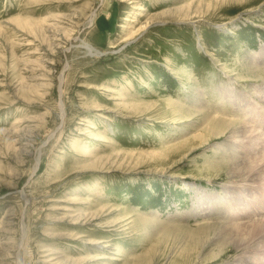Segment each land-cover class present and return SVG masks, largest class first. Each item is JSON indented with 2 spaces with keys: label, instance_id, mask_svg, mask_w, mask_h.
<instances>
[{
  "label": "rangeland",
  "instance_id": "1",
  "mask_svg": "<svg viewBox=\"0 0 264 264\" xmlns=\"http://www.w3.org/2000/svg\"><path fill=\"white\" fill-rule=\"evenodd\" d=\"M262 45L264 0H0V264H210L180 233L145 235V216L232 223L188 190L218 200L226 178L169 101L190 105L194 78L209 114L244 121L216 89L257 96L237 63Z\"/></svg>",
  "mask_w": 264,
  "mask_h": 264
},
{
  "label": "bare ground",
  "instance_id": "2",
  "mask_svg": "<svg viewBox=\"0 0 264 264\" xmlns=\"http://www.w3.org/2000/svg\"><path fill=\"white\" fill-rule=\"evenodd\" d=\"M146 26V23L143 24L142 30ZM82 45L91 53L94 52L92 47L86 43ZM240 60L237 66L240 65L247 75L237 72L236 78L239 80L246 78L255 83L262 82L263 86L258 88L259 83L243 84L246 87L250 86L249 88L256 92L257 96L250 99L249 91L240 93L233 87L218 86L216 90L217 99L220 102L219 107L225 103L229 104L232 111L240 112L244 121L209 114L201 105V98L194 90V82L191 83L194 78L181 81L188 87L190 105L172 99L169 101V106L175 114L173 120H179V122L182 120L180 123L184 124L190 122L191 131L182 127L181 135L184 137V142L192 140L191 143H198L196 145L199 148L202 147L204 152L209 150L210 158L207 157L204 164L215 171L213 175H222L226 178L221 185V188L227 189L226 193L218 200H215L216 195L205 192L206 187L199 189V187L191 186L188 190L190 192L197 190V195L202 193L198 195L199 198L207 195L206 200L196 199V205L200 208L207 205V208L213 211L217 204L226 205L228 207L226 213L229 214L232 223H197L198 225L195 224V226L194 224L184 226L175 223L172 225L166 222L169 218L165 221L159 218V215L150 217L144 215V224H149V227L145 228V235L155 229L172 232L173 235L180 233L186 244L194 242L198 245L195 259H201L208 249L215 251L211 258L207 259L210 264H264V214L248 218V213L252 215L254 209L264 212V45L257 52L249 53ZM236 78L228 76L230 81ZM60 80L62 82V79ZM58 107L62 120L65 113L62 102ZM242 191H247L244 200L230 204L233 197ZM254 199L258 202H254ZM244 218L248 219L242 220ZM25 233L23 228L22 238ZM16 258L15 264H22L18 258V252Z\"/></svg>",
  "mask_w": 264,
  "mask_h": 264
}]
</instances>
